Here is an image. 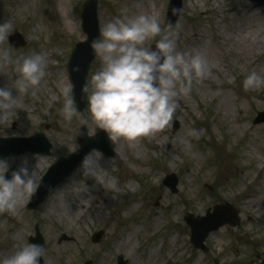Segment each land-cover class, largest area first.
Returning a JSON list of instances; mask_svg holds the SVG:
<instances>
[{
  "label": "rangeland",
  "instance_id": "1",
  "mask_svg": "<svg viewBox=\"0 0 264 264\" xmlns=\"http://www.w3.org/2000/svg\"><path fill=\"white\" fill-rule=\"evenodd\" d=\"M83 1L0 0V23L11 20V35L19 33L26 40L25 45L19 48L11 47L7 41L0 42V48L10 47L12 55L20 57L41 53L47 61L46 76L40 83L42 90H29L24 96L22 109L17 110L16 117L3 129L6 132L4 138L43 133L51 143L48 155L25 152L5 157L10 169L20 166L21 159L27 155L45 161L47 168L35 172L38 183L60 156L78 149L77 135L81 125L86 126L90 136H95L100 130L91 121L87 107L82 111L83 119L87 121L85 124L80 123L79 117L66 122L59 111L63 97L57 85V72L65 71V86L68 85L66 65L70 51L75 43L86 39L79 15ZM97 1L100 30L112 17L127 9L122 0ZM148 1L151 6H156L155 15L161 19L163 28L169 0ZM245 3L264 10V7L246 0H182L179 18L172 25L180 26L178 50L182 51L198 30L205 31L208 42L215 34H228V21L233 9ZM67 20H73L74 26L68 25ZM214 23L218 27H214ZM219 59L216 69L212 70V77L194 84L188 97L179 98V108L169 127L150 138H141L132 147L134 149L123 140L109 141L114 151L112 157H105L98 151L87 154L105 165L107 179H115L116 188L99 185L92 176H81L78 166L60 185L73 194L82 193L87 197L78 219L71 217L68 221L66 217L49 219L41 216L55 198L59 190L55 188L39 209H27L28 199L19 212L0 213V248L8 239L9 230L19 224L24 243L29 242L30 235H35V227L42 236L44 264H84L87 260L91 264H116L119 255L127 260L125 264H133L135 260L150 264H258L264 256V224L250 222L248 214L238 209V202L246 193L257 192L258 189L264 191V149L261 163L257 161L258 151L255 159L246 155L250 138L264 140V123L252 122L256 113L264 111V86L246 91L242 86L249 73L246 68L235 67L225 58ZM100 63L95 54L86 85ZM13 73L19 75L15 66H0V84L11 86L17 78ZM222 96L228 98L231 115L225 114V108L220 105ZM190 128L203 129L204 134L192 140L193 147L189 152L181 140ZM171 173L176 178L173 191L162 183L164 177ZM81 180L87 185L86 191L82 190ZM94 189L99 190L97 197H94ZM65 195L67 201H71V197ZM253 199L254 206L250 211L264 213L262 200ZM133 204L134 208L129 210ZM224 204L233 207L239 219L238 225L225 224L210 232L204 240L206 251L194 249L184 217L188 213L194 217L205 216L207 209L212 212L214 205ZM78 210L81 212V208ZM98 211L100 219L95 218ZM153 214L162 220L158 226L151 222ZM136 227L140 229L131 240V255L116 248L120 234ZM97 231H102V235L98 241H92V233ZM175 237H178L176 241ZM75 238L77 241L73 243ZM151 249L154 252L149 255Z\"/></svg>",
  "mask_w": 264,
  "mask_h": 264
},
{
  "label": "clouds",
  "instance_id": "2",
  "mask_svg": "<svg viewBox=\"0 0 264 264\" xmlns=\"http://www.w3.org/2000/svg\"><path fill=\"white\" fill-rule=\"evenodd\" d=\"M161 25L155 14L129 15L125 9L103 25L99 38L91 44L101 63L83 87V99L91 121L104 130L110 142L123 140L135 147L141 138H150L169 127L179 108V98L188 97L194 84L213 76L214 64L204 52L178 50L179 24ZM12 31L11 20L0 23V42H6ZM46 63L41 53L20 57L13 56L10 47L0 48V66L13 65L19 73L11 86L0 84V137L17 110L22 109L25 94L46 76ZM262 85L264 77L255 70L242 81L246 91ZM60 92L63 119L71 122L79 117L81 124L87 123L83 113L77 111L72 85L62 87ZM203 134V129L190 128L181 143L190 152L192 140ZM79 168L81 176H91L93 159L86 155ZM9 169L8 159L0 157V213L14 214L21 202L34 195L38 182L27 159L11 172ZM79 183L86 191L84 181ZM110 187L116 188L115 179ZM44 255L42 245L25 242L11 254L0 255V264H39Z\"/></svg>",
  "mask_w": 264,
  "mask_h": 264
},
{
  "label": "bare ground",
  "instance_id": "3",
  "mask_svg": "<svg viewBox=\"0 0 264 264\" xmlns=\"http://www.w3.org/2000/svg\"><path fill=\"white\" fill-rule=\"evenodd\" d=\"M58 1L60 3H64V0ZM122 5L127 8L129 15L156 14V6H151L148 0H122ZM232 13L235 14L232 15ZM232 13V16L230 15V20L228 21V34H212L213 36L211 37V42H208L206 41L207 36L205 31H195L193 33L192 40L188 42V45L182 47V52L191 53L194 50L204 52L209 61L214 64L212 70L216 69V64L220 60L219 58H225L227 59L229 64L235 67L246 68L247 73L255 70L262 77H264V10L254 6L253 4L245 3L240 4L239 6H237V8L233 9ZM66 22L68 23V25L74 26L73 20H67ZM102 23H105L104 19H102ZM214 27H218V24L214 23ZM57 71H59V69H57ZM64 73L65 71L60 70V73L57 72V76L55 74L58 79L57 85L60 88L65 87L66 78L64 76ZM12 75L18 77L17 73H13ZM263 86L264 85H262L261 87ZM40 90H42V88L39 84L32 91L34 92ZM220 105L225 108V114L231 115V111L228 106V98L226 96H222L220 98ZM3 132L6 135V132ZM250 141L246 145V155L249 157V159H255V152L258 151L260 156L257 161L260 160L259 163H261V154L262 150L264 149V140L260 139L259 137H253L250 138ZM22 159H27L28 167L30 169H34V172H36V170L44 171L47 168V163H45V161L37 156L27 155ZM92 159L94 172L91 176L99 185L105 184L106 186H110L111 179H107L108 169H105V165L101 161L95 159V157H92ZM65 194H68V196L71 197V201H67ZM98 194L99 190L94 189V197H97ZM255 197L260 198L264 203V191L258 189L257 192L251 191L249 193H246L244 197L239 199L238 208L241 212L245 211L248 214L250 222H256L259 225L264 224V213L255 214L254 212L250 211V209H252L254 206V199L252 200V198ZM84 200L87 201L88 199L82 193L73 194L70 189L60 186L59 190L55 194V198L52 199L50 205L46 206V209L41 213V216L43 215L45 218L49 219H52L53 217H66L68 221H71V217L72 219H78L79 215L83 213L82 207L84 206ZM73 205H76L78 208L73 207ZM134 205L135 204H133L129 208V210H132L134 208ZM23 206L24 202H21L18 205L16 212L22 210ZM192 206L194 207L195 205ZM80 208L81 212L78 210ZM124 212H128V210ZM95 218L100 219L99 211L98 213L96 212ZM151 222L155 226H158V224L162 222V220L160 219V217L156 216V214H153ZM62 226L65 227L63 223ZM18 229H20L21 231L18 232ZM65 229L68 228L66 227ZM139 229L140 228L138 227L134 229L128 228L125 233L120 234L121 238L118 240V245L115 247L122 249L124 252L131 255V253L133 252L131 240L133 239L135 233H138ZM7 237L8 239L6 243L0 248V255H9L17 247L24 244V234L22 227L19 224L14 229L9 230V234L7 235ZM177 238L178 237H175L174 240L176 241ZM76 241L77 239L75 238L73 240V243H75ZM153 252L154 249H151L149 255ZM71 262H73V260ZM133 264H150V262H140V260H135V262L133 261Z\"/></svg>",
  "mask_w": 264,
  "mask_h": 264
},
{
  "label": "water",
  "instance_id": "4",
  "mask_svg": "<svg viewBox=\"0 0 264 264\" xmlns=\"http://www.w3.org/2000/svg\"><path fill=\"white\" fill-rule=\"evenodd\" d=\"M261 5H264L263 0H251ZM181 7V0H170L167 10V15L165 18L164 26L167 24H173L179 15ZM81 18H82V29L87 35V40L85 42L75 44L73 50L71 51L68 71L69 77L72 85V95L76 100L77 111H82L86 103L83 99V87L85 86V78L88 73V69L91 61L95 56V51L91 47L92 42L99 38V30L97 27V15H96V1L88 0L81 8ZM18 37H10V43L13 45H18L22 43L17 42ZM264 122V111L258 113L257 117L254 119V123ZM78 143L80 148L70 154L67 158L59 159L48 171V173L42 178L39 187L34 195L31 197V202L28 205L30 209H36L45 203L47 196L62 181L66 180L71 172L80 164L83 157H85L91 150L102 151L106 156H110L111 152L109 150V143L107 139V134L104 130L97 133L95 138H90L86 135L84 128L80 129L78 134ZM20 143L23 146L17 151H8L6 153L0 154V157H6L11 155H19L26 151L39 152L43 154H48L50 144L46 140L43 134H35L28 138L19 139H0V145L4 143ZM10 170L9 172H11ZM8 174H6L7 176ZM171 179V180H170ZM165 184L170 187H174V176H168L165 179ZM215 213L213 215H208L201 219L200 226L202 227L205 222L209 219L218 217L217 220H210L203 228L194 221L192 218H187L188 224L191 226V242L195 247L203 248L202 241L206 237L209 231L216 230L219 226L228 223L231 225L238 224L239 220L236 214L230 210L228 206L215 207ZM216 219V218H215ZM213 221V222H212ZM102 232H99L95 240H98ZM30 242L34 244L42 245L41 238L37 233L34 238H30ZM118 264H125L121 257L118 258ZM39 264H42L41 259ZM85 264H90L86 262ZM260 264H264V259Z\"/></svg>",
  "mask_w": 264,
  "mask_h": 264
}]
</instances>
